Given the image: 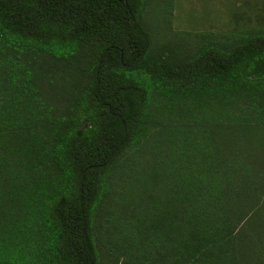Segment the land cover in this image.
I'll return each mask as SVG.
<instances>
[{
    "label": "trees",
    "instance_id": "1",
    "mask_svg": "<svg viewBox=\"0 0 264 264\" xmlns=\"http://www.w3.org/2000/svg\"><path fill=\"white\" fill-rule=\"evenodd\" d=\"M146 6L0 0V264H100L120 187L128 263L264 264V32L156 44Z\"/></svg>",
    "mask_w": 264,
    "mask_h": 264
},
{
    "label": "rangeland",
    "instance_id": "2",
    "mask_svg": "<svg viewBox=\"0 0 264 264\" xmlns=\"http://www.w3.org/2000/svg\"><path fill=\"white\" fill-rule=\"evenodd\" d=\"M145 21L156 44L172 42L192 49L204 33L221 36L264 32V0H147ZM124 193L128 195L129 189L120 187L103 210L99 223L103 231L100 264H148L139 256L128 263L120 241L106 235L110 218L115 215L120 219V209L126 202ZM127 197L130 202L134 195Z\"/></svg>",
    "mask_w": 264,
    "mask_h": 264
}]
</instances>
